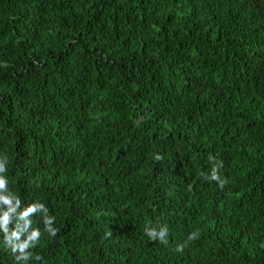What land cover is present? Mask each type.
<instances>
[{
  "label": "trees",
  "instance_id": "trees-1",
  "mask_svg": "<svg viewBox=\"0 0 264 264\" xmlns=\"http://www.w3.org/2000/svg\"><path fill=\"white\" fill-rule=\"evenodd\" d=\"M5 158L0 264H264V0H0Z\"/></svg>",
  "mask_w": 264,
  "mask_h": 264
},
{
  "label": "clouds",
  "instance_id": "clouds-1",
  "mask_svg": "<svg viewBox=\"0 0 264 264\" xmlns=\"http://www.w3.org/2000/svg\"><path fill=\"white\" fill-rule=\"evenodd\" d=\"M159 159V157H157ZM7 171L6 169V158L3 161H0V173H5ZM211 179L218 181L221 187L224 186L226 183L224 180H221L219 175L217 174V168H213ZM7 185L8 181L4 175H0V202H3L4 204H8L9 211L4 212L3 216L0 217V228H3V231L5 233V243L10 247L12 253L15 255L16 253H19V255H15V259L17 262L19 261H25L27 262L31 258V253L28 251L29 248L35 247L36 244L39 242L41 231L38 228H32V221L31 219H28L38 211H43L44 213V225L45 229L48 231V233L51 236H55L57 234V230L53 227L54 224V217L49 216L48 209L40 203H33L31 205H28L25 207L23 211L20 212V218L25 221L24 227L21 230L13 231L10 235L8 234V217L9 212L15 211V208L11 207V199L8 195H5L7 191ZM20 200L16 198V207H19ZM147 234L152 238L153 240L159 238L161 242L167 243L165 237L167 235V228H162L159 233H157L155 230H146ZM27 233L26 238L21 239L22 236ZM197 237V233H192L189 237V239H195ZM185 245H180L177 247V251H183V247ZM37 260H40L41 257L39 255L36 256Z\"/></svg>",
  "mask_w": 264,
  "mask_h": 264
}]
</instances>
